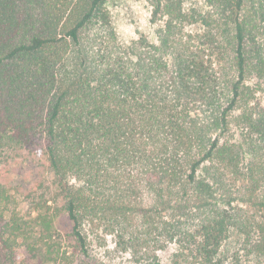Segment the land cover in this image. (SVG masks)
Segmentation results:
<instances>
[{"label":"trees","instance_id":"obj_1","mask_svg":"<svg viewBox=\"0 0 264 264\" xmlns=\"http://www.w3.org/2000/svg\"><path fill=\"white\" fill-rule=\"evenodd\" d=\"M145 1L154 41L123 44L108 0H0V173L50 176L0 181V264L27 238L15 193L56 264H99L106 236L133 264H264V0Z\"/></svg>","mask_w":264,"mask_h":264},{"label":"rangeland","instance_id":"obj_2","mask_svg":"<svg viewBox=\"0 0 264 264\" xmlns=\"http://www.w3.org/2000/svg\"><path fill=\"white\" fill-rule=\"evenodd\" d=\"M199 1L185 0V3L191 5L197 4ZM107 7L117 38L121 43H128L139 35H144L154 41V25L150 22V7L145 0H108ZM46 175L49 174L45 172L40 161L15 159V162L8 166L6 173H0V181L4 185L17 184V186L29 190H33L35 187L38 192H41L38 184L43 178L50 179V176ZM44 185L42 189L45 190ZM12 195L14 197L6 205V217L8 218L9 212L15 211L19 217L20 227L27 234V238L20 237L18 239L17 248L19 251L17 253L19 257L10 264H56L55 254L48 253L44 240H40L47 231L44 230V225L36 214L44 205L40 207L35 202L24 198L23 195L16 193ZM43 196L49 198L48 206H51L52 194L46 192ZM2 225L3 221L0 222V228ZM51 231H53V233L51 232L53 235L50 239L51 243L59 245L60 252L64 253L65 256H70L74 251V242L67 236L70 231V222L61 215L53 220ZM104 240V244H95L92 248V252L100 260L99 264H133L127 254L113 249L114 242L110 236H106ZM34 244L36 248L31 247ZM170 252L171 248L160 252L163 264H167V257Z\"/></svg>","mask_w":264,"mask_h":264}]
</instances>
